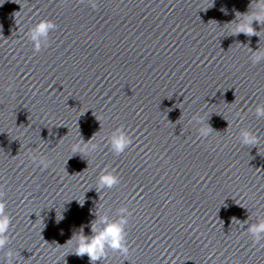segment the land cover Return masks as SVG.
<instances>
[{
  "label": "water",
  "instance_id": "obj_1",
  "mask_svg": "<svg viewBox=\"0 0 264 264\" xmlns=\"http://www.w3.org/2000/svg\"><path fill=\"white\" fill-rule=\"evenodd\" d=\"M257 15L259 0H0V264L8 249L14 264H92L76 238L120 208L129 254L95 264H264L246 231L264 220ZM42 20L56 29L37 52L26 33ZM249 20L257 34L237 33ZM118 128L132 140L120 154ZM105 172L120 182L100 188Z\"/></svg>",
  "mask_w": 264,
  "mask_h": 264
},
{
  "label": "clouds",
  "instance_id": "obj_2",
  "mask_svg": "<svg viewBox=\"0 0 264 264\" xmlns=\"http://www.w3.org/2000/svg\"><path fill=\"white\" fill-rule=\"evenodd\" d=\"M89 3L95 8L97 0H89ZM259 8L264 10V0H259ZM252 19L264 21V16L257 15L252 17ZM250 25L251 20H249L248 25L238 27L236 32H243L248 35L257 34ZM55 29L56 25L47 20H42L29 29L26 35L33 43L35 51H40L42 44L47 46L49 33ZM259 52L260 51H257L256 53ZM262 60H264V54L253 55L252 57L253 64H258ZM255 111L257 117H264V104L257 105ZM196 123L202 124L199 120H197ZM198 133L201 137H207L210 134V130L201 126L198 128ZM239 140L240 143L245 146H255L259 143L260 138L253 132L243 129L239 133ZM109 143L113 152L120 154L131 145L132 140L122 129L118 128L113 131L109 137ZM96 147V145H91V147H89L88 143L84 144L78 142L73 145V152L94 151ZM33 161H36L45 169L49 166V162H46L43 158H40L37 161V158L33 157ZM119 182V178L111 172H105L98 178V186L100 188H112ZM3 197L4 193L2 186H0V250H4L10 243L8 233L11 226V217L5 211L6 202ZM117 215L118 219L111 221L107 214L103 215L100 222L104 227L99 230L93 229L95 234L91 238L84 235H78L74 243V253L81 257L87 254L92 264H95L96 261H101L102 258L107 255V249L118 251L126 257L129 254V248L126 241L125 227L127 225L128 216H130L131 213L128 212L127 208H120ZM246 231L253 237V243H258L260 240L264 239V220H260L256 224H249ZM68 244H73V242L69 241ZM5 255L8 258V264H14V257L16 256L15 251L8 249L5 252Z\"/></svg>",
  "mask_w": 264,
  "mask_h": 264
}]
</instances>
